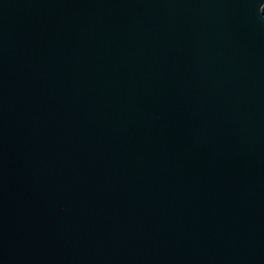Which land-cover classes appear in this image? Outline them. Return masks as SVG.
Segmentation results:
<instances>
[{"label": "water", "instance_id": "obj_1", "mask_svg": "<svg viewBox=\"0 0 264 264\" xmlns=\"http://www.w3.org/2000/svg\"><path fill=\"white\" fill-rule=\"evenodd\" d=\"M0 264H264V0H0Z\"/></svg>", "mask_w": 264, "mask_h": 264}]
</instances>
